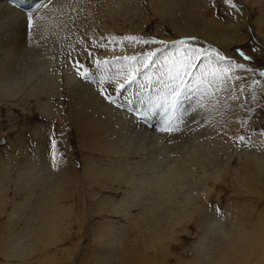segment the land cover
Here are the masks:
<instances>
[{
	"label": "rangeland",
	"instance_id": "rangeland-1",
	"mask_svg": "<svg viewBox=\"0 0 264 264\" xmlns=\"http://www.w3.org/2000/svg\"><path fill=\"white\" fill-rule=\"evenodd\" d=\"M13 1L16 0H9ZM18 1L15 3L18 9L25 7L26 3ZM106 1L72 0L68 8L50 4L63 28L58 45L57 39L50 40L54 43L50 71L58 74L60 81L57 94L37 97L21 90L14 98L0 95V186L6 188L4 209L0 210V234L5 231L14 204L29 195L27 188L19 187V174L31 159L40 161L43 179L57 184L61 181L64 191L55 196V201L70 210L68 219L62 222L61 241L48 248L38 243L34 251H29L28 261L19 257L7 259L0 252V264H102L94 255L102 248L100 225L110 219L121 226L113 241L120 255L117 262L127 260L134 250L138 264H178L177 261L191 257L199 240L201 228L195 220L203 211L194 213L182 225L175 223V238L169 236L174 240L166 236L163 242L154 244H150L146 233L137 236L134 225L122 227L121 223L127 220L124 215L109 211L108 199L115 202L121 199L124 188L117 193V182L107 181L102 187L87 182L84 166L89 157L100 169L108 166V158L98 150H91L96 132L87 120L93 117V109L87 104L72 111L76 97L70 96L65 84L66 69L75 70L80 78H88L87 82L112 107L120 112L127 110V118L135 128L131 135L138 129L142 132V124L150 119L166 120L167 140L179 136L182 141L205 126L207 135L202 140L215 146L205 165L210 171L226 166L227 162L230 170L232 166H240L244 149L264 155V0H172L169 5L168 0H108L109 13L102 12ZM46 4L44 10L50 6ZM34 22H28L27 26L30 28ZM227 30L229 33L223 34ZM47 33H42L45 39H49ZM7 45L0 44L3 51ZM12 64L7 69L10 74L26 70L18 62ZM46 101L52 113L49 116L40 110ZM136 157L133 159L137 160ZM217 179L220 180L208 181L212 187L208 196L202 182L197 186L189 184L191 188H199L198 201L204 212L226 226L236 217L240 220L247 216L251 217L249 230L255 223L260 225L264 214L261 181L254 182L256 194L248 196L234 185L229 171L224 170ZM38 190L35 188L33 194H47ZM33 197L34 201L38 199ZM97 200H102L103 205L97 204ZM43 203L44 200L38 203V212L23 239L27 243L38 231ZM167 205L179 208L175 203ZM132 210L134 214L140 212L137 207ZM162 211L157 213L169 214ZM175 212L174 217L179 218L181 215ZM19 226H24V220ZM259 254L260 251L255 256ZM241 255L235 261L243 262ZM260 258L262 261L257 264H264V255Z\"/></svg>",
	"mask_w": 264,
	"mask_h": 264
},
{
	"label": "bare ground",
	"instance_id": "bare-ground-1",
	"mask_svg": "<svg viewBox=\"0 0 264 264\" xmlns=\"http://www.w3.org/2000/svg\"><path fill=\"white\" fill-rule=\"evenodd\" d=\"M16 1L0 0V44L4 42L8 44L5 51H3V46H0V95L14 98L21 90H24L27 95L32 94L37 97L41 94L47 96L57 94L60 81L57 80L59 75L55 73L56 76L50 71L54 54V43L50 40L57 39L55 43L58 45L63 28L59 24L62 21L60 22L54 10H56V4L68 8V5L72 4V0H21L27 5L22 9L17 8L19 6L15 4ZM19 2L20 0L17 3ZM166 2L169 5L172 0ZM46 3L49 5L56 3L55 8L50 5L44 10L43 8L47 6ZM106 4H109L108 0L105 2L102 12L109 13ZM156 4L158 5L157 2ZM159 6L164 7V5ZM155 7L158 8V6ZM190 7L193 8V4H190ZM34 16L37 18L32 20ZM33 21H35L34 25L29 28L28 22ZM37 21L39 25H37ZM45 31L51 33H47L49 39L42 36ZM226 32L229 33L227 30L223 34ZM15 62L26 66V70L22 69L19 73L13 71L11 76L7 69ZM87 79L80 78L75 70L66 69L65 71V84L69 94L71 97H76L72 102V111L75 112L78 105L87 104L93 109V117L87 120L90 122V127L96 132V140L91 150H98L108 158V166L100 169L96 161L89 157L84 166L85 177L88 178L87 182H90L91 186L99 184L102 187L106 185L107 181H114L118 184L117 193L118 189L124 188L123 196L118 201L115 202L112 198L108 199V196L105 199L110 201L108 207L112 214L124 215L127 219L125 223H121L122 227L132 224L134 225L133 232L137 236L146 233L147 239H151L150 244H154L156 241L160 243L167 239L166 236L175 238L174 234L177 232L175 230L177 228H174L175 223L182 225L185 219L191 218L196 212L203 211L202 216L195 220L197 226L201 228L199 240L194 246L195 250L188 260L177 261L178 264H257L260 260L262 261L260 257L264 255V224H262L264 214L259 221L260 225L255 223L250 230L247 227L251 220L250 216H242L244 218L240 220H237L236 217L231 225L226 226L214 216H209L207 211L204 212L203 206L201 207L198 201L201 196L199 188H191L189 184L197 186L199 182H202L205 196H208L212 191V187L208 183L210 178L219 181L221 178H217L221 176V172L226 170L232 175L234 185L247 193L248 196H252L250 193H255L257 189L254 182L260 183L261 181L264 185V155L254 150L244 149L242 151L244 161L241 157L239 158L242 160L240 166L234 165L235 167L232 166L230 170V163L227 162L228 164L224 165L225 168L218 167L214 168V171H210L206 169L205 165L210 161L209 155L214 153L215 146L212 145L213 143L203 142L202 139L207 135V129L203 124L199 126H203L201 129L193 131L188 137L185 136L186 139L182 141H180L183 139L181 135L180 139L179 136H175L171 140L166 139V130L169 131V125L163 119H150L149 122L142 124L144 127L142 132L138 129L131 135L135 128L127 118V110L120 112L104 101L101 93L96 91L91 86L92 84L87 82ZM184 88L185 86L182 87V90ZM40 110L48 116L52 114L48 101L40 105ZM183 113H186L185 108ZM133 155L138 159L134 160ZM21 171L19 187L27 188L29 195L14 204V211L10 214L9 221L4 227L5 231L0 234V252L7 259L19 257L22 261H28L31 255L29 251H34L38 243L42 244L44 248H48L61 241L59 235L63 229L62 222L64 218L68 217L70 210L69 207L56 204L58 201H55V196H59L58 193H62L64 188L60 185L61 181L57 184L51 179H43L40 161L31 159L28 166ZM187 186L188 188H186ZM35 188L40 192L47 191V194L41 195H44L45 198L39 199L40 193L39 195L33 194ZM5 189L0 186V210L4 209ZM93 195L95 194L93 193ZM33 196H37L38 199L34 201ZM41 200H44V203L43 212L41 216L38 215L40 216L38 231L34 239L27 243L23 239L28 236L26 233H28V229L30 230L31 221L35 218V213L38 212ZM166 203L171 205L175 203L179 208L165 206ZM97 204L103 205V201L97 200ZM134 207H137L140 212L134 214L132 210ZM232 208L234 207L232 206ZM161 209H164L163 211L168 209L165 212H169V214L164 215L165 217L160 215ZM176 210L177 214L181 215L179 218L174 217L173 213H176ZM158 211L159 213H157ZM76 218L78 219V217ZM22 220H24V226H19ZM100 226L103 227L99 234L102 248L94 256L102 264H114L117 262L119 250L113 241L121 226H118L113 219L102 221ZM146 244L148 247H152L148 240ZM147 246L144 245L146 249ZM259 251V256H255V253H259ZM133 252L134 250L129 253L127 260L123 259L124 261H118L116 264H138L134 260L135 253L133 254ZM241 253L244 256L243 262L235 261L237 256H242Z\"/></svg>",
	"mask_w": 264,
	"mask_h": 264
}]
</instances>
